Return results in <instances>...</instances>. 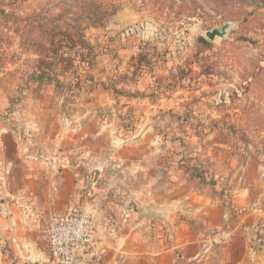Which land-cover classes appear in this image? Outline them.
<instances>
[{"label": "rangeland", "instance_id": "1", "mask_svg": "<svg viewBox=\"0 0 264 264\" xmlns=\"http://www.w3.org/2000/svg\"><path fill=\"white\" fill-rule=\"evenodd\" d=\"M53 20L94 47L78 50L82 85L64 64L57 84L24 81L38 58L30 45L49 39ZM229 22L227 40L206 38ZM56 131H114L85 145L113 162L127 147L162 178L188 180L230 208L233 240L214 244L203 264H264V0H0V175L12 160L57 159ZM102 250L82 264H110Z\"/></svg>", "mask_w": 264, "mask_h": 264}, {"label": "crops", "instance_id": "2", "mask_svg": "<svg viewBox=\"0 0 264 264\" xmlns=\"http://www.w3.org/2000/svg\"><path fill=\"white\" fill-rule=\"evenodd\" d=\"M34 132L42 138V131ZM114 133L56 131L57 159L9 162V170L0 175L1 184L8 185V190L0 192V264L46 263L50 254L43 240L44 226L56 211L65 215L79 208L92 217L96 249L103 247L101 252L110 264L123 258L177 264L180 255L189 263L203 264L204 253L214 244L233 240L225 220L232 215L231 209L192 190L188 180L162 178L153 161L143 155L138 158L127 147L124 161L113 162L108 152L100 158L85 145L97 136ZM17 147L23 151L31 145L21 142ZM52 184L59 187L52 188ZM199 222L208 223L212 234L206 229L196 231L194 225ZM246 236L250 247L254 232ZM87 255L76 262L82 263L84 257L89 260Z\"/></svg>", "mask_w": 264, "mask_h": 264}, {"label": "trees", "instance_id": "3", "mask_svg": "<svg viewBox=\"0 0 264 264\" xmlns=\"http://www.w3.org/2000/svg\"><path fill=\"white\" fill-rule=\"evenodd\" d=\"M56 21L59 22V20H53L50 22L52 25L48 23L40 25L41 31H44L49 25L52 26L50 31L53 34L49 36V39L34 38L30 45L33 54L37 55L38 58L36 60L35 71L29 74L24 80L26 84H38L41 86L57 84L59 82L58 74L56 73L57 67L63 64L68 68V72H70L71 75H78V84H83L81 76L79 75V69H81L79 65L81 62L78 61L77 58L80 57L84 62L86 58H83V52L78 50L79 47L83 46L91 47L92 49H94V47L90 45L83 31H74L80 38L79 40L82 41V44H78L67 31L62 35L63 30L57 29ZM68 27H70L71 30L74 29L71 26ZM33 31H35V28H33Z\"/></svg>", "mask_w": 264, "mask_h": 264}, {"label": "built area", "instance_id": "4", "mask_svg": "<svg viewBox=\"0 0 264 264\" xmlns=\"http://www.w3.org/2000/svg\"><path fill=\"white\" fill-rule=\"evenodd\" d=\"M93 231L92 217L80 208L53 216L42 230L50 254L44 264H75L78 257L92 253L96 250Z\"/></svg>", "mask_w": 264, "mask_h": 264}, {"label": "water", "instance_id": "5", "mask_svg": "<svg viewBox=\"0 0 264 264\" xmlns=\"http://www.w3.org/2000/svg\"><path fill=\"white\" fill-rule=\"evenodd\" d=\"M234 25V22L226 23L223 27L215 28L212 31L206 32L205 36L211 42H215L217 39L227 40L234 28ZM75 264H78V262Z\"/></svg>", "mask_w": 264, "mask_h": 264}]
</instances>
